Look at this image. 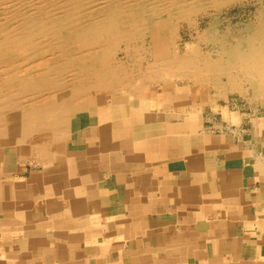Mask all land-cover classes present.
<instances>
[{"label": "crops", "instance_id": "0c3cea01", "mask_svg": "<svg viewBox=\"0 0 264 264\" xmlns=\"http://www.w3.org/2000/svg\"><path fill=\"white\" fill-rule=\"evenodd\" d=\"M107 102L54 156L0 157V264H264V122Z\"/></svg>", "mask_w": 264, "mask_h": 264}, {"label": "bare ground", "instance_id": "6f19581e", "mask_svg": "<svg viewBox=\"0 0 264 264\" xmlns=\"http://www.w3.org/2000/svg\"><path fill=\"white\" fill-rule=\"evenodd\" d=\"M245 4L247 20L221 17ZM147 82L228 123L250 119L213 98L264 102V0H0V151L43 156L100 95Z\"/></svg>", "mask_w": 264, "mask_h": 264}, {"label": "rangeland", "instance_id": "374dc122", "mask_svg": "<svg viewBox=\"0 0 264 264\" xmlns=\"http://www.w3.org/2000/svg\"><path fill=\"white\" fill-rule=\"evenodd\" d=\"M253 7L254 6H250V4H245L244 6L243 5L242 6H234L228 12H223L221 14V17L225 16L224 18H231L233 23L238 22V20L239 21H245V19L247 20V18L250 16V14L252 12H254L255 7L254 8ZM243 16H244V18H243ZM207 21L208 20L204 19V22H201L202 27L204 26L205 23H207ZM185 33H187V34H185ZM189 34H190L189 29L184 24L183 29L180 30V35L183 39H186ZM145 90H155L154 84L148 83V82L142 83L140 86H138V88H133V87L125 88L124 86H122L120 88H116L115 92L100 95V97L98 98V104L92 106L93 108H91L90 115L87 114L85 120H80V121H78L79 123L77 122L76 124H74V126H73L74 133L71 135L70 138H72L75 135L77 129L81 128L83 125H86L87 123H90L94 119V115L96 114V112L98 110H100L111 97L118 96L121 94H129V93H133L136 91H145ZM210 91L213 94V90H210ZM181 94L186 95V97L189 98L188 100H190V95L187 92L183 91V92H181ZM231 94H233V95H231ZM213 99L216 101L215 104L218 107L220 106L219 108H221L223 106L222 108H226V109L228 108V110H230V111L235 109V110H239L240 113L244 112L242 114H246L247 116L254 115L251 118L255 117L254 118L255 121H259L260 118L264 117V102L251 101L245 95L244 96L242 94L240 95L237 92L236 93L235 92H229L228 94H226L225 100L222 99V97H217V98H213ZM228 101H230V102H228ZM209 105L210 104L207 103L204 106L207 114H209V115L214 114L212 116L215 117L217 120H219L220 116L218 114L216 115V113H215L216 108H211ZM243 107H245V108H243ZM63 145L64 144H62V146ZM61 147L57 143L51 144L48 147H45V150L43 152V156H41V155L39 156L36 154L26 155V154H23V152H21V151L18 152V151H15L14 149H9V150L6 149L4 151H0L1 152L0 155L3 156V155H8V154L14 153V155L16 157H19V158H22V159H25L28 161L29 160L30 161H36L39 163L40 161L41 162L44 161L43 159H45V158L47 159L49 156H51L52 153L59 151ZM2 153H4V154H2ZM40 157H41V159H40Z\"/></svg>", "mask_w": 264, "mask_h": 264}]
</instances>
